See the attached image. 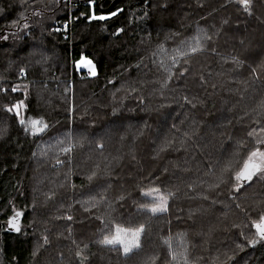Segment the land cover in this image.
<instances>
[{"label":"trees","instance_id":"obj_1","mask_svg":"<svg viewBox=\"0 0 264 264\" xmlns=\"http://www.w3.org/2000/svg\"><path fill=\"white\" fill-rule=\"evenodd\" d=\"M101 5L123 11L89 22L87 0H0V264H179L166 239L205 264H264V241L237 247L245 225L256 238L264 184L232 199L229 182L256 147L247 133L264 128V0H96L97 13ZM196 40L202 50L173 66L175 49ZM81 53L97 76L75 64ZM165 68L173 78L162 89ZM21 100V117H42L46 133L24 132L5 111ZM69 131L80 141L71 163L60 151ZM156 187L173 194L169 211H137L141 190ZM16 212L19 232L8 225ZM115 224H144L143 250L129 259L99 244Z\"/></svg>","mask_w":264,"mask_h":264},{"label":"snow or ice","instance_id":"obj_2","mask_svg":"<svg viewBox=\"0 0 264 264\" xmlns=\"http://www.w3.org/2000/svg\"><path fill=\"white\" fill-rule=\"evenodd\" d=\"M250 0H239V3L242 5L247 6L249 4ZM88 7L90 9V14L87 15V20L89 22L92 21H107L112 19L113 17H116L118 14H120L123 9L122 8H116L115 10L112 11H104L103 10V5L100 6V12L97 13L96 11V0H87ZM247 10V7L246 9ZM2 11V9H0ZM39 13H37L38 15ZM81 16H84V13H81ZM23 18V17H22ZM227 23V21H225ZM13 25H16V21H12ZM18 27H22L24 29L29 28V24L24 23L22 25H19ZM67 27V24H65V28ZM55 31H59V29H55ZM123 31L121 28L116 29V33H120ZM198 31H202L199 30ZM19 39L20 37L17 36ZM0 39L7 41L8 36H0ZM205 40L208 39V37H204ZM184 44V42H182ZM203 48V44L200 42V40H196V46H193L191 42L187 43L184 45V48L178 47L175 49V56L171 57L172 65L174 66L176 63L179 62V57H186L189 54H195L199 51H201ZM161 51H163V45L160 46ZM215 51V49H213ZM235 65L239 67L242 63V61L237 60L235 57L232 58ZM75 64L79 67L81 65L86 66L88 68V74L89 76L95 77L98 75L96 65L94 61L90 58H88L84 53L80 54V59L75 61ZM161 67H164L163 63L161 64ZM165 71L169 73L168 77L165 79V81L161 84V88L164 89L168 85V80L172 79V74L170 69L165 68ZM255 71V69H253ZM25 72L24 68L20 69L21 75H23ZM183 74V71L181 72ZM203 79V78H201ZM2 90V89H0ZM13 92L17 91V88L12 89ZM185 100H187V97H185ZM26 107L24 101H17L16 103L12 104L11 107L5 106V111L12 113L15 112V115L21 125L25 127V131L29 132L31 135H36L38 133H46L47 130L49 129L50 125L45 122V120L41 117L40 119H29L25 121L23 117H21L19 109ZM71 111V109H69ZM115 111V110H114ZM262 111H264V106H262ZM259 123V121H258ZM256 129H253V131H249L247 133L248 137H256ZM64 138H66L70 143L68 146L63 147L60 149V151L64 154H67V160L69 163H71V153L73 152L74 148L77 147L80 144V141H77L75 144L71 143L73 137L71 131L64 133ZM259 137L255 139V144L257 147H254L251 151L248 152L247 157L243 161V166L239 168L238 171L234 173V175L230 174V180L235 181L233 184V193L230 194L232 195V199H235L236 195L239 194L240 191L243 190L244 187L250 186L251 183H254L255 181L259 180L261 183H264V128L259 129ZM83 139V137L81 138ZM55 142L57 144H63L64 139L56 138ZM48 147H51L52 145L49 144L47 145ZM172 146V145H170ZM103 145L102 144H97L98 149H102ZM239 147V146H238ZM41 154L43 155V149L41 151ZM35 155V153H34ZM63 161L60 159H57L55 161L56 166H61ZM225 172H228V169H224ZM69 175L71 174V169L69 170ZM98 173L93 172L91 175L87 177L88 182L91 184L94 182L96 179H98ZM141 195L142 196H149L153 197L155 200L154 203L151 204H138L135 205V208L137 211H143V212H148L151 213L153 216L156 214H163L169 211V197L172 196L173 194L171 192H168L167 194H164L161 192L159 187L156 188H151L147 191L141 190ZM118 201H123L124 197L120 196L116 198ZM207 199V197H205ZM105 201V197L103 195L100 196V201L103 202ZM99 202H94L92 203V207H96V203ZM115 202H110L107 203V207L109 209H113ZM235 207L239 209L240 211H244V209L241 208L239 204H235ZM87 211V209H86ZM20 216L19 212H16L15 216L13 218H10L8 221V225L10 230H14L16 232L20 231V227L18 224V217ZM67 220H72L71 216L66 217ZM97 219H100L99 217ZM102 223H105V226H107V222L102 220ZM250 226L251 228L255 229V237L253 239H248L247 244L249 246H254L258 243V241H264V211H261L258 215V219H253L250 221ZM114 227V234L109 237L108 235H105L102 240H99L98 243L101 245H120L122 254L124 255L125 258H132L133 256L137 255L140 251H142V234L145 231V225L140 224L139 227L135 228H126L123 227L119 224L113 225ZM243 235V233H241ZM164 243L168 244V254L175 259L177 253L172 250L171 244L169 241L166 239ZM44 244H47V238H44ZM87 247V246H85ZM238 248H241V245H237ZM242 250V249H241ZM187 251V247L182 246V250L180 252L181 258L184 259V264H188V260L185 256V253ZM81 253L78 251L76 253V256L79 257ZM228 259H231L229 257ZM83 264V262H81ZM155 264H158V260L155 261Z\"/></svg>","mask_w":264,"mask_h":264},{"label":"rangeland","instance_id":"obj_3","mask_svg":"<svg viewBox=\"0 0 264 264\" xmlns=\"http://www.w3.org/2000/svg\"><path fill=\"white\" fill-rule=\"evenodd\" d=\"M63 27L65 28V25H63ZM80 67H82V69L84 68L85 71H87L86 69H88L86 66H83V65H81ZM19 111H20V114H22L21 109H19ZM256 136H259V131L256 132ZM255 139H256V137H254V141H255ZM242 141H243V138L242 139L239 138V142L242 143ZM249 147H250V149L248 150V152L253 149V147L251 145H249ZM256 147H257V145H256ZM248 152H247V154H248ZM234 183H235V181H234ZM149 189H151V188H146V189H143V190L144 191H147ZM143 197L146 198V201H143L141 204H151V203H154L155 202V200L153 199V197H149V196H143ZM244 227H246L247 229L241 227V230H242V233H243L242 237H244V239L246 241L243 242V244H242L241 247L246 248L247 247V240L251 237V233H250V230L248 229L247 225H245ZM113 234H114V229L111 231V233L108 236L111 237V235H113ZM250 239H253V235H252V237ZM187 245H188V243H187ZM106 246H109V247H118L120 249V251H121L120 245H118V244L117 245H106ZM180 252L181 251L176 252L177 253L176 256H178L176 258V259H178V260H176V262L179 263V264L180 263L181 264H184V259L181 258ZM121 253H122V251H121ZM157 256H158V254L157 255L155 254V257H157ZM185 256H186L187 259H189L188 260V264H192V263H195L196 264L198 262H202V260H203L202 257H193L192 255H189L188 254V251H186ZM171 259L173 260L172 257L168 258L167 260L170 261ZM201 264H205V262L203 261ZM212 264H216V263H212Z\"/></svg>","mask_w":264,"mask_h":264},{"label":"water","instance_id":"obj_4","mask_svg":"<svg viewBox=\"0 0 264 264\" xmlns=\"http://www.w3.org/2000/svg\"><path fill=\"white\" fill-rule=\"evenodd\" d=\"M29 119H38V118L26 117V118H25V121H27V120H29ZM23 131L26 132L24 126H23ZM30 131H31V130L29 129V132H30ZM41 134H43V133H38L37 135H41ZM258 242H259V241H258ZM254 246H255V245H254ZM254 246H251V248H253Z\"/></svg>","mask_w":264,"mask_h":264},{"label":"crops","instance_id":"obj_5","mask_svg":"<svg viewBox=\"0 0 264 264\" xmlns=\"http://www.w3.org/2000/svg\"><path fill=\"white\" fill-rule=\"evenodd\" d=\"M87 71H89L88 69H86Z\"/></svg>","mask_w":264,"mask_h":264}]
</instances>
